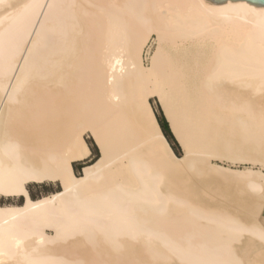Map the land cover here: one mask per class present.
<instances>
[{
  "label": "bare ground",
  "instance_id": "1",
  "mask_svg": "<svg viewBox=\"0 0 264 264\" xmlns=\"http://www.w3.org/2000/svg\"><path fill=\"white\" fill-rule=\"evenodd\" d=\"M262 13L240 0H0V185L23 188L0 196L24 199L0 205V264H87L90 250L261 264ZM156 96L180 119L181 157ZM86 134L99 156L76 175ZM33 168L41 179L25 178ZM47 181L61 191L32 199L26 185Z\"/></svg>",
  "mask_w": 264,
  "mask_h": 264
},
{
  "label": "rangeland",
  "instance_id": "2",
  "mask_svg": "<svg viewBox=\"0 0 264 264\" xmlns=\"http://www.w3.org/2000/svg\"><path fill=\"white\" fill-rule=\"evenodd\" d=\"M152 50L154 51L155 47H153ZM138 91L140 92L141 89L138 88ZM163 99H164V97L162 98L161 96H156V97H153L150 99V103H151L156 115L164 117L166 119V121L168 122L169 131L171 134L170 144L172 145V148H173V151L175 152V154L177 156L181 157L183 154L182 148H181L180 144H178V142H177L176 138L174 137V134L171 130L172 124L173 125L177 124L176 122L179 121L180 119H174L173 120L171 118V114L169 112V110H171V109H169V107L167 106V103H165ZM85 140L91 149L92 156L87 161L74 163L73 168H74L76 175H80L82 173V168L85 165L94 162L96 160V158L99 156V150L96 147L93 139L91 138V136L89 134L85 135ZM162 150L165 154H168V152L165 149H162ZM213 163L221 165L225 168H230L231 170H234V171L235 170L236 171H244V170L252 169V166L249 164L248 165H238V166H232L231 165L230 166V164H228L226 162L221 163V161H216V162L214 161ZM253 170L255 172H259L260 178H261L262 182L264 183V167L257 165ZM63 179L67 184L70 183V180L66 176H64ZM26 188H27L31 198H33V199H38V198H41L43 196H47V195H50L52 193H57V192L61 191L60 183H55V182L51 183L48 181L44 182V183H29L26 185ZM224 195H226V193H224ZM23 202H24L23 198H17V197L16 198H12V197L7 198V197L0 196V205L1 206H21L23 204ZM47 234L49 236H52L51 232H48ZM90 253H91L90 256H84L86 254H89V252L85 253V254L83 253V256H82L83 258L85 257L84 259H85V261H87V264H94V263L95 264H97V263L98 264H103V263L105 264V262H108L110 260V259L107 260L106 258H103V259L98 258L97 255L94 254V252L92 250H90ZM139 253L141 254L142 252H139ZM64 255H66V254H64ZM142 255L143 254H141V256ZM68 256H69V254L67 255V257ZM114 260H116V261H113V259L111 258L112 262L110 261V262H108V264L109 263L115 264V262H117L116 264H125V263H122V261L120 262V260H121L120 258H114ZM123 262H125V261H123ZM85 264H86V262H85Z\"/></svg>",
  "mask_w": 264,
  "mask_h": 264
},
{
  "label": "snow or ice",
  "instance_id": "3",
  "mask_svg": "<svg viewBox=\"0 0 264 264\" xmlns=\"http://www.w3.org/2000/svg\"><path fill=\"white\" fill-rule=\"evenodd\" d=\"M262 15H264V13H262ZM43 175L44 173L40 169L33 168L27 171V173L25 174V178L39 180L43 177ZM0 192H3L5 194L12 192L14 194L15 192H23V188L21 187L19 183H17L14 186V188H7V187H4L3 185H0ZM237 231L241 233L248 232L249 234H255V229L251 227H246L244 225H237ZM258 236H259L260 241L262 242L261 252L262 254H264V227H262L259 230ZM233 264H253V262L237 259L233 261ZM261 264H264V261H262Z\"/></svg>",
  "mask_w": 264,
  "mask_h": 264
},
{
  "label": "trees",
  "instance_id": "4",
  "mask_svg": "<svg viewBox=\"0 0 264 264\" xmlns=\"http://www.w3.org/2000/svg\"><path fill=\"white\" fill-rule=\"evenodd\" d=\"M157 117V120L159 122V125L165 135V137L167 138L168 142L170 143V140H171V134H170V131H169V126H168V122L166 121V119L162 116H159V115H156ZM171 145V144H170ZM172 147V145H171ZM173 149V148H172ZM97 159V158H96ZM91 164V163H90ZM88 165V164H87ZM86 166V165H85ZM33 199V198H32ZM35 200V199H34Z\"/></svg>",
  "mask_w": 264,
  "mask_h": 264
},
{
  "label": "water",
  "instance_id": "5",
  "mask_svg": "<svg viewBox=\"0 0 264 264\" xmlns=\"http://www.w3.org/2000/svg\"><path fill=\"white\" fill-rule=\"evenodd\" d=\"M240 1H247L252 4L259 5L260 7H264V0H240ZM218 3H228V0H218Z\"/></svg>",
  "mask_w": 264,
  "mask_h": 264
}]
</instances>
